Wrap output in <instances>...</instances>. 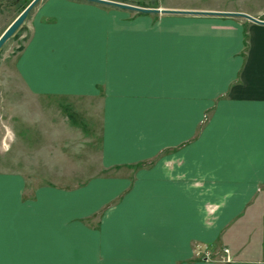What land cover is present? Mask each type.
Instances as JSON below:
<instances>
[{"label":"crops","instance_id":"obj_1","mask_svg":"<svg viewBox=\"0 0 264 264\" xmlns=\"http://www.w3.org/2000/svg\"><path fill=\"white\" fill-rule=\"evenodd\" d=\"M31 27L23 80L99 103L106 176L0 174V264H264V24L43 0ZM47 127L22 124V144Z\"/></svg>","mask_w":264,"mask_h":264},{"label":"rangeland","instance_id":"obj_2","mask_svg":"<svg viewBox=\"0 0 264 264\" xmlns=\"http://www.w3.org/2000/svg\"><path fill=\"white\" fill-rule=\"evenodd\" d=\"M32 1L0 0V37ZM42 1L32 9L23 25L0 49V174L24 172L28 186L34 189L51 184L63 189H74L93 179V174L96 178L106 176L101 171L99 158L102 113L96 101L38 97L32 94L23 80L20 58L31 38L32 22ZM111 1L154 9H160L157 8L160 4L184 5L217 10L214 12L220 13L264 9V0ZM109 7L129 11L133 15L139 14L133 10ZM210 115L205 114V123ZM22 124H29L30 127L35 124H56L57 128L41 129L40 135L44 137L41 140L38 139V129L30 128L34 142L31 140L26 145L22 144L20 138ZM66 124H80L85 126L86 131L68 125L66 127ZM33 193L30 190L26 195L31 196Z\"/></svg>","mask_w":264,"mask_h":264},{"label":"water","instance_id":"obj_3","mask_svg":"<svg viewBox=\"0 0 264 264\" xmlns=\"http://www.w3.org/2000/svg\"><path fill=\"white\" fill-rule=\"evenodd\" d=\"M41 0H33L26 9L14 20V22L6 29V31L0 37V49L5 45V43L13 37V35L18 31V29L23 25L27 19L29 13ZM92 3L114 6L122 9L133 10L139 13L149 14V13H161V14H172V15H192V16H222V17H240L248 19L252 22L258 24H264V21L254 18L246 13H220V12H199V11H185V10H173V9H154V8H144L134 5H129L121 2L111 1V0H85Z\"/></svg>","mask_w":264,"mask_h":264},{"label":"built area","instance_id":"obj_4","mask_svg":"<svg viewBox=\"0 0 264 264\" xmlns=\"http://www.w3.org/2000/svg\"><path fill=\"white\" fill-rule=\"evenodd\" d=\"M224 252H225V254H226V256H227L226 260H227L228 262L231 261V260H230V257H229V250H225Z\"/></svg>","mask_w":264,"mask_h":264},{"label":"flooded vegetation","instance_id":"obj_5","mask_svg":"<svg viewBox=\"0 0 264 264\" xmlns=\"http://www.w3.org/2000/svg\"><path fill=\"white\" fill-rule=\"evenodd\" d=\"M18 1H19V0H16V2H18ZM12 2H13V0H12ZM29 4H30V3H29ZM29 4H28V5H29ZM28 5H26V6H28ZM11 6H13V5H11ZM25 9H26V7H25ZM25 9H23V11H24ZM23 11H22V12H23ZM1 36H2V35H1Z\"/></svg>","mask_w":264,"mask_h":264},{"label":"trees","instance_id":"obj_6","mask_svg":"<svg viewBox=\"0 0 264 264\" xmlns=\"http://www.w3.org/2000/svg\"><path fill=\"white\" fill-rule=\"evenodd\" d=\"M148 165H150V163H146V164H145V166H148Z\"/></svg>","mask_w":264,"mask_h":264}]
</instances>
